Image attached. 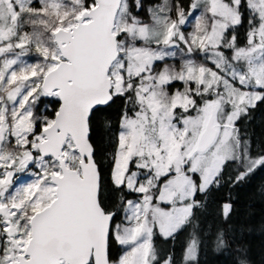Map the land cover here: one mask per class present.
Listing matches in <instances>:
<instances>
[{"label": "snow or ice", "instance_id": "6c2138e0", "mask_svg": "<svg viewBox=\"0 0 264 264\" xmlns=\"http://www.w3.org/2000/svg\"><path fill=\"white\" fill-rule=\"evenodd\" d=\"M117 103L106 178L92 132ZM260 104L264 0H0V264H175L154 237L189 226L195 261L213 191L264 168L237 125Z\"/></svg>", "mask_w": 264, "mask_h": 264}, {"label": "trees", "instance_id": "16d2710c", "mask_svg": "<svg viewBox=\"0 0 264 264\" xmlns=\"http://www.w3.org/2000/svg\"><path fill=\"white\" fill-rule=\"evenodd\" d=\"M182 3L187 7L189 0H182ZM243 38V29H241V42ZM122 110L123 107L119 103L108 109L107 115L111 120V130L96 128L92 132L91 142L96 149V159L106 178L112 163L111 154L115 148V137L118 134ZM49 114H52L51 110ZM237 125L242 132L246 130L251 135L253 156L264 150V104L251 110L250 116L239 120ZM235 167L231 165L226 168L225 177L230 174L234 175ZM229 196H231L233 212L230 220L224 222L222 217L217 216L216 211L217 206L227 201ZM108 203L111 207L112 199ZM119 217H116L117 221ZM197 222L199 227L196 232L200 244L197 258L190 264H238L237 249L240 247L246 250L249 264H264V168L257 169L249 179L236 187L221 186L218 190H214L207 211L197 213ZM221 227L224 228L229 238L230 247L217 251L214 248L213 239L217 229ZM192 232V226L185 228L177 234L174 243L164 241L158 235L154 237V240L164 252L173 253L175 264H184L183 253ZM118 252V245L113 244L112 255L116 257Z\"/></svg>", "mask_w": 264, "mask_h": 264}, {"label": "rangeland", "instance_id": "374dc122", "mask_svg": "<svg viewBox=\"0 0 264 264\" xmlns=\"http://www.w3.org/2000/svg\"><path fill=\"white\" fill-rule=\"evenodd\" d=\"M185 32L187 33V32H189V31H191L192 30V25H191V23H189L187 26H185ZM196 59H197V61L199 62V54H197V56H196ZM178 61H179V57L177 56V58H176V63H177V66H178ZM167 63H169V64H172V63H174V61H173V59H169L168 61H167ZM161 67H163V65L162 64H160V63H158L157 64V70H159V68H161ZM211 67V66H210ZM176 89H181L182 90V84H180L179 82H177V83H174L173 85H172V87L170 88V91H175ZM120 122V121H119ZM119 130L120 129H118V132H119ZM23 179L24 180H28V179H30V177L27 175V174H25L24 176H23ZM131 199V198H130ZM121 219V216L119 217V220ZM119 220L117 221V222H119ZM118 248H119V252H118V254H117V256H119L120 255V252H121V250H120V247L118 246Z\"/></svg>", "mask_w": 264, "mask_h": 264}]
</instances>
